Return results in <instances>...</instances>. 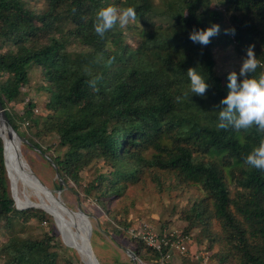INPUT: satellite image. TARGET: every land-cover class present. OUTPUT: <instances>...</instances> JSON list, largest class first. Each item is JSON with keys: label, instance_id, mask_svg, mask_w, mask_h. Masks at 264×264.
Wrapping results in <instances>:
<instances>
[{"label": "trees", "instance_id": "1", "mask_svg": "<svg viewBox=\"0 0 264 264\" xmlns=\"http://www.w3.org/2000/svg\"><path fill=\"white\" fill-rule=\"evenodd\" d=\"M212 1L44 0L39 9L30 6V0H0V100L27 139L22 143L44 150L42 139L53 134L67 147L63 157H48L65 184L80 183L92 157L106 160L109 170L84 188L87 196L96 191L105 207L148 168L156 170L159 181L160 169L172 174L177 184H195L203 193L183 216L189 223L184 233L200 222L206 224L205 233L217 221L220 230L209 233V239L224 245L220 260L264 264V171L245 163L264 133L256 126L240 131L217 127V105L228 95L229 73L223 77L217 72L214 53L218 46H232L244 60L248 46L254 45L264 64V0H223L225 11ZM108 5L135 7L137 19L125 28L117 24L101 38L94 31L95 16ZM212 24H219L220 32L207 46L191 41L194 29ZM232 28L234 35L225 34ZM190 67L208 80L206 96L190 91L183 95L189 90ZM36 69L41 70L35 86L41 98L30 97L19 113L15 106L24 101L22 89ZM262 71L258 67L252 75ZM101 74L99 91H94L88 81ZM39 103L42 110L36 109ZM24 123L35 132L23 131ZM5 173L0 137V237L7 238L0 244V263L60 264L61 257L72 263L58 250L59 229L32 235L31 221L46 220L45 209L17 208ZM116 225L123 233L131 223ZM61 238L75 256L73 249L78 250ZM133 244L143 260L161 258L168 251V246L147 249L143 240ZM176 250L166 264H174ZM79 260L84 263L80 254Z\"/></svg>", "mask_w": 264, "mask_h": 264}, {"label": "rangeland", "instance_id": "2", "mask_svg": "<svg viewBox=\"0 0 264 264\" xmlns=\"http://www.w3.org/2000/svg\"><path fill=\"white\" fill-rule=\"evenodd\" d=\"M212 2L213 6L225 11L226 5L223 0H213ZM29 4L39 9L45 6L44 0H30ZM214 53L216 70L220 75L226 77L227 73L240 71L243 59L236 54L232 46H218L214 48ZM40 71V69H36L31 75L30 82L22 89L24 101L17 103L15 106L19 113H23V105L30 100V97L35 96L40 100L41 93L35 89L41 77ZM6 77L4 76L3 79H6ZM40 105L39 103V106L36 107L37 110H42V105ZM28 126L27 123L22 124V130L28 131L29 135L33 134L35 128L30 129ZM41 143L44 150H38L28 143H22L23 155L34 172L49 189H53L55 192L61 190L60 194L65 203L71 209H74L80 217V207L90 214L92 221L90 218H81L85 222L88 221V223L91 222L93 224L91 240L101 264H134L126 248L132 249L134 247L133 242L143 240L146 243L145 248L148 249L147 235L165 233L168 234L171 240L179 237L187 245L185 250L181 248L176 250L178 256L175 258L174 264H234L233 261L223 262L220 260L224 245L219 241L212 244L209 239V233L215 234L220 230L217 221H212L209 231L205 233L202 230L206 228V224L202 222L190 228L187 233L182 231V229L186 230L189 227L188 221L183 216L203 196L199 186L195 184H177L178 181L172 174L164 175L160 172V169L157 170L159 177V181H157L155 178L156 170L148 168L139 180L126 188L123 194L114 195L103 207L97 201L96 191L87 196L84 188L100 172L109 170V163L104 159L92 157L89 164L81 172L82 179L80 183L76 184L72 180H68L66 181L67 184H63L64 187L60 188L61 180L55 163L47 156L51 159V156L55 155L63 157L67 147L60 146L58 136L53 134L44 137ZM5 175L11 188L10 179L7 173ZM40 209L44 210L43 208ZM44 211L46 212V220L40 222L33 219L31 221L33 224V227H31L33 236L39 235L41 237L43 235L42 230L50 231L52 227L58 229L54 217L46 210ZM119 221H129L131 223L126 232L123 231L122 233L116 230V223ZM164 223L169 225L161 228V225H166ZM6 239V236L0 237V244ZM58 239L62 243V246L58 247L61 256H67L72 261L70 263L61 257L60 264H81L79 253L72 248L73 253L76 254L73 256L72 252L65 248L66 245L61 238V234ZM117 242H120L121 246L125 247V250ZM142 252L144 253V250Z\"/></svg>", "mask_w": 264, "mask_h": 264}, {"label": "clouds", "instance_id": "3", "mask_svg": "<svg viewBox=\"0 0 264 264\" xmlns=\"http://www.w3.org/2000/svg\"><path fill=\"white\" fill-rule=\"evenodd\" d=\"M136 19L137 12L135 7L129 6L120 9L114 5H108L102 7L96 13L94 31L98 36L103 38L105 33L113 29L117 24H119L121 28H125L130 22H135ZM219 32L220 25L212 24L206 30L194 29L190 33L189 38L193 43L207 46L211 38L218 35ZM225 34L234 35L235 29H226ZM114 59V57L111 58L108 63H112ZM258 67L264 68V64L257 58L254 45H250L247 48L246 57L243 60L239 74L235 71L229 73V83L227 85L229 89L228 95L221 99L217 105V108L220 109L219 123L217 125L219 129H228L231 127L240 131L248 130L256 126L261 133H264V71L260 72L259 76L252 75L256 72ZM86 72L91 75L89 70L86 69ZM187 76L190 78L189 90L185 91L183 95L185 97L188 96L190 91L201 97L206 96L210 85L208 80H205L196 70V67H190L187 70ZM238 76L243 77V79H238ZM102 79V74L93 76L92 79L88 81V84L94 91H99L97 85ZM176 100L180 102L181 97L178 96ZM245 163L251 168L264 171V139H262L259 145L254 147L245 157ZM15 204L17 206L16 200ZM89 218L91 219L90 216ZM136 258L138 264H151L153 262L145 261L137 255Z\"/></svg>", "mask_w": 264, "mask_h": 264}, {"label": "bare ground", "instance_id": "4", "mask_svg": "<svg viewBox=\"0 0 264 264\" xmlns=\"http://www.w3.org/2000/svg\"><path fill=\"white\" fill-rule=\"evenodd\" d=\"M0 134L6 141L9 177L12 185L11 188L13 189L12 193L14 194L17 204H33L37 205L36 207H41L49 212L54 217L61 234L68 242L73 244V246L78 250L81 260L86 264L87 256H89L90 252L87 246L86 238L89 225L88 222L83 220L85 219V215L79 213L81 214L82 219L76 212L71 211L70 208L66 209L61 207L55 201L56 198L50 193L43 192L41 190L39 184L35 182L31 174H29V167L24 161V155L23 158L22 156L19 157L16 138L10 137L9 131L1 123V121ZM22 152L21 146V153Z\"/></svg>", "mask_w": 264, "mask_h": 264}, {"label": "water", "instance_id": "5", "mask_svg": "<svg viewBox=\"0 0 264 264\" xmlns=\"http://www.w3.org/2000/svg\"><path fill=\"white\" fill-rule=\"evenodd\" d=\"M0 121L6 127V129L9 131L10 137L16 138L17 149L19 151V157L22 156V158H23V154H22L23 152L21 153V143L22 142H27V139L25 137H23L18 132V130L13 126L12 122L9 120V117L7 116L6 110H5L4 106H3V104L1 103V100H0ZM0 137L2 138L3 143H4V158H5L6 173H7V176H9V169H8L7 155H6V141H5V138L1 134H0ZM47 157H49V156H47ZM24 161L26 162V164L29 167V174H31V176L33 177V179L35 180V182H37L39 184V186L41 187V190L43 192H48L52 196H54L56 198L55 201L61 207L66 208V209H69L70 207L65 203V201L61 197V194H60L61 193V190H59V191H57V193H55L52 189H49L48 186L34 172V170L31 168V166H29V163L26 161L25 157H24ZM55 167H56L57 172H58L57 165H55ZM58 175H59L60 180H61L60 188H62L63 184H65V180L60 176L59 172H58ZM55 195H57V196H55ZM13 197H14V194H13ZM30 206L36 207L37 205L28 204V203H25L24 205H18L17 204V207L18 208H21V209L28 208ZM70 210L71 211H74L71 208H70ZM79 213L84 214L85 215V219H88L89 216H90L89 213L85 212L82 207H80ZM92 232H93V226H92V224L90 222L89 223L88 234L86 233L87 246H88V249H89L90 254H89V256H87L86 264H101L100 260L98 259L97 255H96V252L94 251V248H93V243H92V240H91ZM126 250H127L128 254L130 255V257L132 258V260L134 261V264H138L137 263V258H136V253L134 252V250L131 249V248H126Z\"/></svg>", "mask_w": 264, "mask_h": 264}, {"label": "built area", "instance_id": "6", "mask_svg": "<svg viewBox=\"0 0 264 264\" xmlns=\"http://www.w3.org/2000/svg\"><path fill=\"white\" fill-rule=\"evenodd\" d=\"M148 244L155 250H162L165 246H168V251L162 254L161 258L154 260L151 264H166L167 260L172 256L173 250L177 249L185 250L187 245L182 242L179 237L175 240H171L167 233L162 236L157 234H149L146 236Z\"/></svg>", "mask_w": 264, "mask_h": 264}]
</instances>
